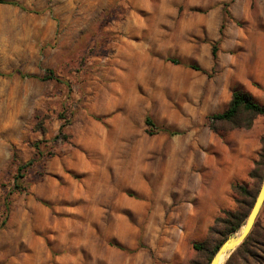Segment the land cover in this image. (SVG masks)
Here are the masks:
<instances>
[{
    "label": "rangeland",
    "instance_id": "1",
    "mask_svg": "<svg viewBox=\"0 0 264 264\" xmlns=\"http://www.w3.org/2000/svg\"><path fill=\"white\" fill-rule=\"evenodd\" d=\"M2 1L0 264H208L231 185L261 182L264 115L209 116L246 91L264 0Z\"/></svg>",
    "mask_w": 264,
    "mask_h": 264
},
{
    "label": "trees",
    "instance_id": "2",
    "mask_svg": "<svg viewBox=\"0 0 264 264\" xmlns=\"http://www.w3.org/2000/svg\"><path fill=\"white\" fill-rule=\"evenodd\" d=\"M0 2L3 1L0 0ZM9 3L18 5L16 2ZM215 53L216 48L213 47V57H215ZM171 61L173 63H178V61L174 59ZM190 67L193 69H199L196 65H191ZM20 76L35 77L34 74L29 73H20ZM41 78L52 79L53 74L51 71L47 70ZM256 115H264V104L255 101L252 95L248 92L241 89H234L231 92V98L227 107L222 112L210 115L209 118L216 122H229L233 127L236 126L248 128L251 126L252 118ZM145 122L147 126L154 127V124L150 120V118H146ZM170 133L175 134L177 132L174 131ZM30 164V162L26 163L24 166H22L21 170ZM249 176L253 179H259L260 181H262V178L264 176V146L260 153V159L256 161L255 166L250 169ZM231 190L234 195L235 203L238 207L234 210H222L221 215L217 216L214 220L215 224L219 223L224 228L222 240L225 239L227 235L236 231L240 227V225L246 218L258 191V189L256 191H253V189L248 188V186L242 182L233 183L231 185ZM255 225L256 220L247 237L235 250H233L229 254L224 264H264V258H261L258 254V250L260 248H257V245L259 244L264 245V235L261 239L258 240L256 238H253ZM220 244L221 241L214 244L210 254V259L212 258L213 254ZM193 247L196 250L203 248L199 243H193ZM235 257H237L236 260H234Z\"/></svg>",
    "mask_w": 264,
    "mask_h": 264
},
{
    "label": "water",
    "instance_id": "3",
    "mask_svg": "<svg viewBox=\"0 0 264 264\" xmlns=\"http://www.w3.org/2000/svg\"><path fill=\"white\" fill-rule=\"evenodd\" d=\"M263 203H264V176L259 185L254 202L245 220L243 221L241 228L238 230L240 232L238 233L237 231L229 235L227 238H225L218 246L217 250L213 254L208 264H220V260L223 257V255L229 256V254L241 244V242L247 237L250 230L252 229L256 217Z\"/></svg>",
    "mask_w": 264,
    "mask_h": 264
},
{
    "label": "crops",
    "instance_id": "4",
    "mask_svg": "<svg viewBox=\"0 0 264 264\" xmlns=\"http://www.w3.org/2000/svg\"><path fill=\"white\" fill-rule=\"evenodd\" d=\"M264 46V38L260 39V43L254 49L249 50L247 57L241 60L240 68L244 69L245 81H240L242 88L251 93L254 97L263 98L261 103H264V57L256 59V51ZM249 53L251 55H249ZM215 210H212V213Z\"/></svg>",
    "mask_w": 264,
    "mask_h": 264
},
{
    "label": "bare ground",
    "instance_id": "5",
    "mask_svg": "<svg viewBox=\"0 0 264 264\" xmlns=\"http://www.w3.org/2000/svg\"><path fill=\"white\" fill-rule=\"evenodd\" d=\"M238 80H244V78H243V76L241 75V74H239V75H237V76H235ZM216 174H218L217 172H216ZM178 176V175H177ZM187 176H188V173L187 172H185V173H183V174H180V177H181V179H182V177H184V179L182 180L183 182H184V184L187 182L186 181V178H187ZM169 177V176H168ZM171 177V176H170ZM180 178H174V182L177 184V183H181L182 181L181 180H179ZM188 180V179H187ZM171 182H169V184H170ZM173 183V182H172ZM169 184H168V186H169ZM185 190V189H184ZM183 191V190H182ZM128 203V202H127ZM240 231H238V233H239ZM226 258V255H223V257L221 258V260H220V264H221V262H223V260Z\"/></svg>",
    "mask_w": 264,
    "mask_h": 264
}]
</instances>
